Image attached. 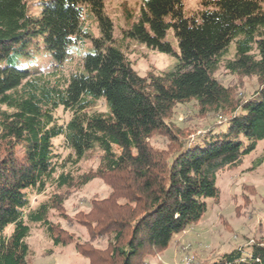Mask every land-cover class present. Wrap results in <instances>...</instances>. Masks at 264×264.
<instances>
[{
  "label": "trees",
  "instance_id": "16d2710c",
  "mask_svg": "<svg viewBox=\"0 0 264 264\" xmlns=\"http://www.w3.org/2000/svg\"><path fill=\"white\" fill-rule=\"evenodd\" d=\"M102 1L41 0L33 15L26 0H0V264H29L32 223L43 227L53 245L72 243L89 264H144L201 219L208 199L217 201L218 173L238 166L264 141V0H213L188 16L181 0H142L127 35L170 53L165 34L171 28L178 47L172 70L144 76L112 44ZM90 11L103 36L79 51L74 71L30 73L15 64L13 58L29 45L58 64L84 49ZM220 68L254 77L257 89L236 99L217 77ZM97 100L106 111L91 110ZM188 102L220 121L203 133H177L170 115ZM58 108L70 113L66 122L56 121ZM154 134L167 137L174 149L153 147ZM59 136L69 149L63 161L54 150ZM95 148L101 155L94 173L76 176L68 169ZM95 177L111 192L91 202L85 242L49 219L67 194L54 192L30 206V196L48 186L80 188ZM102 237L104 248L92 246ZM212 264H264V244H253L249 253L234 248Z\"/></svg>",
  "mask_w": 264,
  "mask_h": 264
},
{
  "label": "rangeland",
  "instance_id": "374dc122",
  "mask_svg": "<svg viewBox=\"0 0 264 264\" xmlns=\"http://www.w3.org/2000/svg\"><path fill=\"white\" fill-rule=\"evenodd\" d=\"M39 1L41 0H26L31 14L38 15L41 8ZM181 1L182 11L188 16L211 7L213 0ZM102 4V15L111 24L112 44L126 54L137 74L144 76L150 72L158 73L174 68L178 47L171 28L165 34V39L172 46L173 52L170 53L147 47L127 35L132 25L139 19L142 0H103ZM89 13L91 14L85 17L84 25L90 37L80 43L84 49H74L71 56L62 64L56 63L43 49L35 48L34 45L25 47L21 54L13 58V61L18 67L27 69L30 73L57 70L67 75L74 71L81 60L79 51L91 49L92 39L103 36L102 27L100 28L102 23L92 11ZM216 74L224 85L232 88L236 99L246 97L257 89L254 77L234 76L223 68H220ZM91 110L106 111V107L102 100H97ZM55 117L58 123H63L69 119L70 113L58 108ZM219 119L215 115H201L193 102L175 106L170 115L171 126L177 133H182L186 137L192 130H198L197 133L206 132L211 123L220 121ZM192 136L190 135V139ZM53 143L58 159L65 160L69 155V149L64 138L56 137ZM150 143L157 149L170 152L175 147L161 134L152 135ZM263 147L264 141H260L256 149L246 155L238 166L219 172L216 180L219 190L217 201L208 199L207 209L201 219L180 233L171 241L168 248L147 258L144 264H185V259L189 257H192L195 264H212L223 253L234 248L242 247L249 253L253 244H264V157L260 164L254 166L257 159L264 154ZM100 155L101 152L97 148L88 151L74 167L68 166V169L74 170L76 176L94 173ZM54 192L67 196L61 207L50 210V221L74 238H78L80 242L87 241L85 224L87 217L90 220L91 202L106 198L111 192L110 186L100 177L91 179L80 188L57 190L53 186H48L43 193L30 196V206H36L51 197ZM26 240L29 246V264H89L87 258L76 252L72 243L64 246L53 245L44 233L43 227L37 223L30 224V234ZM106 242V237H102L94 240L92 246L102 249Z\"/></svg>",
  "mask_w": 264,
  "mask_h": 264
},
{
  "label": "built area",
  "instance_id": "2783aa9c",
  "mask_svg": "<svg viewBox=\"0 0 264 264\" xmlns=\"http://www.w3.org/2000/svg\"><path fill=\"white\" fill-rule=\"evenodd\" d=\"M185 264H195V262L192 261V257L185 259Z\"/></svg>",
  "mask_w": 264,
  "mask_h": 264
}]
</instances>
